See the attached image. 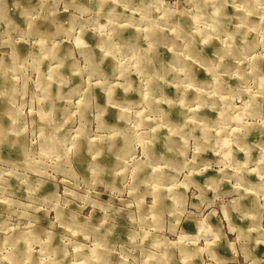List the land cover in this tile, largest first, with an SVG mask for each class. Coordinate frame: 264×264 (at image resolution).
<instances>
[{"label":"clouds","instance_id":"clouds-1","mask_svg":"<svg viewBox=\"0 0 264 264\" xmlns=\"http://www.w3.org/2000/svg\"><path fill=\"white\" fill-rule=\"evenodd\" d=\"M205 6L189 0L188 14H199ZM211 6L232 7L230 15H223L224 27L236 24L237 30L254 31L264 49V0H223ZM167 7L162 0H0V73L13 82L14 110L23 108L32 76L44 77L40 67L46 59L68 68V76L59 78L61 86L73 75L80 78L75 93L71 88L62 93L78 97L79 103L53 109L61 114L44 122L48 135L37 140L33 134L25 158L4 172L5 181L15 177L27 191V203L13 204L27 222L16 231L7 224L0 229V264H147L145 255L153 264H195L198 259L201 264H264V255H256L264 245V111L241 100L242 87L218 78L196 80L203 49L193 44L192 32L170 22V13L159 15ZM14 10L24 17V27L9 18ZM133 11L136 15L130 16ZM62 13L67 19H60ZM157 22L168 32L156 29ZM129 24H147L155 42L173 50L172 59H162L152 47L145 49L140 33L124 38ZM88 31L98 37L95 47L70 48L60 55L63 40L79 43ZM21 43L28 45L27 55L20 54ZM109 57L111 72L103 68ZM47 78L50 82L51 69ZM172 83L177 84L176 95L168 98L164 89ZM95 87L107 94L106 102L97 101ZM131 93L139 98L130 100ZM259 95L264 98V81ZM113 108L118 110L116 121L107 124L103 117ZM204 109L217 115L203 114ZM174 110L181 119L170 118ZM253 133L256 138L249 140ZM157 143L163 151H156ZM108 156L114 157L111 163L100 159ZM206 170L215 175L201 183L196 176ZM33 173L35 181L30 180ZM253 173L254 183L249 180ZM59 177L70 191L39 194L45 180L55 179L58 187ZM225 183L232 185L229 195L223 192ZM100 188L109 193L107 201L100 198ZM250 197L251 204H245ZM0 199L10 203L6 192ZM130 200L143 206L133 209ZM41 211L49 220L47 227L39 222ZM52 212L54 219L48 215ZM122 217L131 225L123 242L116 233ZM184 220L195 221L198 230L183 234L179 225ZM150 236L156 243L146 253ZM220 244L227 245L230 257L215 254ZM172 249L177 253L174 261Z\"/></svg>","mask_w":264,"mask_h":264},{"label":"rangeland","instance_id":"rangeland-1","mask_svg":"<svg viewBox=\"0 0 264 264\" xmlns=\"http://www.w3.org/2000/svg\"><path fill=\"white\" fill-rule=\"evenodd\" d=\"M35 3V0H32ZM139 2V0H137ZM163 3L169 5V7L161 10L160 16H164L165 13L171 14V21L174 26L178 25L182 32L190 31L193 33V44L198 48H202L200 62L195 68V78L198 82H211L214 79H219L221 82H226L233 88L242 87L244 89L241 100L245 101L246 104L250 103V106L260 111H264V98L259 95V91L262 87V81H264V49L258 46L257 40L255 39L256 33L249 31L248 29L237 30V25L233 24L228 28L224 27L223 15L225 13L231 14L233 12L232 7L221 9L219 7H212L211 5H219L223 0H195L197 3H206L205 8L199 13L188 14L189 0H162ZM209 8V9H208ZM122 11V9H118ZM67 13H62L60 16L61 20L67 19ZM130 16L136 15V13L130 12ZM9 18L17 25L21 27L25 26V19L19 11H12L8 13ZM215 17L212 19L211 17ZM218 16V17H217ZM103 24V21L101 22ZM43 28L53 30L49 25H42ZM156 29H164L168 32V28L163 22H157ZM242 28V26H240ZM137 33L142 35L141 44L145 49L152 48L159 52L160 57L164 60H171L173 56V50L171 48H165L160 44L156 43L153 36L149 33V26L147 24H129L123 31L124 38L135 36ZM264 40V36L260 37ZM99 43L97 35L88 31L80 37V42L77 43L75 40L69 43L68 40H63L60 44V55H63L70 48L84 49L86 46L95 47ZM21 55H27L28 45L21 43L19 46ZM96 52L99 53V48H96ZM187 58V57H186ZM213 61V62H212ZM112 58L109 57L105 60L103 68L107 72L112 71ZM223 63V64H222ZM51 69L52 79L49 82L48 74ZM40 71L45 75L43 78H39L38 75H33L31 82L25 87V96L23 99V108L14 110L12 107V94L11 88L13 86L12 80H10L3 73H0V140L5 141L4 144H0V193H7L10 203L5 204L3 199H0V229H3L4 225L16 231V226L24 224L27 221L16 214L14 211V201L20 200L27 203L24 197L27 195L25 188L20 187L19 181L15 177H10L8 180H4V172L10 171L11 166L25 158V146L32 142L33 134L35 138L39 140L42 136L48 135V129L44 126V122L50 120L53 116H59V111H53V109L63 110L67 105L73 102L79 103V98L64 97L62 93L68 92L69 88L72 89L73 93L76 91V86L80 84L79 75H73L70 81L67 82V86H61L59 78L68 76V68L61 67L57 68L54 64L49 63L46 59L40 67ZM228 73V75H221V73ZM133 80L138 79L135 74L132 76ZM87 79L84 82V86L88 87ZM223 86V84H221ZM168 98H173L176 95L177 84L172 83L164 89ZM191 93V90H190ZM118 95H123L121 89H117ZM96 99L99 103L107 101V94L102 92L99 87H95ZM130 100H137L138 94L131 93L128 97ZM237 107H241L240 100L235 101ZM167 109V105H162ZM23 115H19V112ZM117 109H110L107 116L103 117V120L107 124H113L116 121ZM203 114H207L211 117L217 115L216 112L209 109H204ZM172 120L181 119L178 111L171 113ZM150 121V118L146 117ZM152 127L155 128L156 124L152 123ZM160 133H166L167 129H160ZM256 134L253 133L249 140L255 139ZM15 139L16 143L13 145L11 141ZM94 139V138H93ZM156 151H163L162 143L156 144ZM213 153H208L209 158L213 157ZM243 158V153L239 154ZM104 162L111 163L114 157H101ZM213 170H206L203 174H197L196 179L203 183L206 176H214ZM37 179L36 173L30 177L31 181ZM59 186L55 182V179L45 180L39 188V194L41 196H48L56 191L61 193L68 192L70 189L64 187L63 177H59ZM257 177L255 173L249 176V180L253 183ZM232 185L227 183L223 186V192L225 195L231 194ZM100 192V198L104 201L109 199V193L104 191L102 188L98 189ZM14 194V196H13ZM196 202L195 200L193 201ZM251 197L244 201L245 204H251ZM148 203L151 204V198H148ZM165 204L170 201H165ZM130 207L135 209L136 207H142L143 202L133 203L129 201ZM70 207L75 208V204H71ZM91 211V209H89ZM40 218V224L47 227L49 220L43 211L37 213ZM53 219L56 216L55 212L49 213ZM100 215L99 212L96 213ZM218 221L215 217L212 218L211 223L216 224ZM240 223V221H237ZM246 223V222H245ZM130 221L127 217H122L118 220V227L116 233L119 235L120 241H126L128 238ZM183 234H194L198 230V225L195 221L184 220L179 225ZM57 231H62L58 229ZM3 232L0 231V237ZM179 237H176L178 239ZM83 239V238H81ZM115 240V237H113ZM172 239V237H169ZM56 242H59L57 238ZM153 243L152 237L150 236L144 244V251L147 253L151 250ZM172 256L173 261L176 258L177 253L174 249L170 250L169 253ZM215 254L218 257H230L231 251L228 249L226 244H220L215 249ZM137 256L140 255L138 251ZM257 256L264 255V245H260L256 252ZM113 260L117 257L113 256ZM147 261V264H153L148 259L147 255L143 257ZM195 264H201L198 259Z\"/></svg>","mask_w":264,"mask_h":264},{"label":"bare ground","instance_id":"bare-ground-1","mask_svg":"<svg viewBox=\"0 0 264 264\" xmlns=\"http://www.w3.org/2000/svg\"><path fill=\"white\" fill-rule=\"evenodd\" d=\"M209 9V8H208ZM202 13V12H201ZM218 17V16H217ZM152 47V46H151ZM213 62V61H212ZM223 64V63H222Z\"/></svg>","mask_w":264,"mask_h":264}]
</instances>
